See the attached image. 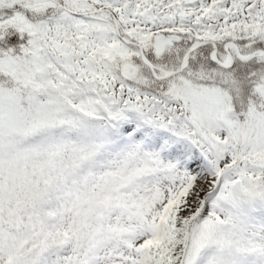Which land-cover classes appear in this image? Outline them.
Here are the masks:
<instances>
[{
  "label": "snow or ice",
  "instance_id": "6c2138e0",
  "mask_svg": "<svg viewBox=\"0 0 264 264\" xmlns=\"http://www.w3.org/2000/svg\"><path fill=\"white\" fill-rule=\"evenodd\" d=\"M0 264H264V0H0Z\"/></svg>",
  "mask_w": 264,
  "mask_h": 264
}]
</instances>
